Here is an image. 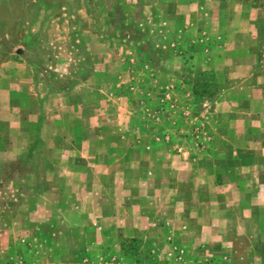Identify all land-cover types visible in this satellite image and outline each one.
Segmentation results:
<instances>
[{
    "label": "rangeland",
    "instance_id": "rangeland-1",
    "mask_svg": "<svg viewBox=\"0 0 264 264\" xmlns=\"http://www.w3.org/2000/svg\"><path fill=\"white\" fill-rule=\"evenodd\" d=\"M110 1L114 6L111 13L109 0H0V64L9 60L10 52L26 54L29 62L27 76L38 94L34 100L36 114L30 116L11 112L18 99L3 105L0 103V264H264V249L254 250L252 237L242 230L217 235V240L209 241L205 240L202 227L181 225L184 218L164 220V224L157 226V220L151 218V222H144L140 228L142 217L169 211L147 210L143 204L117 210L111 226L106 224L107 211H102L101 205L92 199L90 190H84L82 203L79 195L70 189L75 181L70 177L71 171L91 170L93 161L100 155L102 159L103 155L115 150L118 155L128 153L135 160L141 154L140 147L134 143L133 153L129 152L131 146L112 145L123 135V130L117 129L118 122H121L118 106L122 101L108 99V95L112 97L114 93L112 85L109 87L110 81L105 79L106 72L100 77L106 80L101 82L104 93L101 92L99 97L98 92H94L89 81L93 59H107L109 52H114L115 57H123L124 45L130 49V54L126 52L127 57L136 60L172 59L168 69H176L173 66L175 59L181 65L189 63L193 57L181 45L193 40L192 19L187 16L189 11L180 8L185 4L183 0L165 2L162 7L156 0H130V6L128 0ZM231 1L233 3L229 6L236 9L235 3L240 1ZM174 5L179 8L173 10ZM262 9L264 0H253L251 13L247 14L249 18H235L245 25L250 22L259 32L256 48L250 51L257 55L258 62L244 72L259 75L253 87L258 90V95H262L253 100L263 108L260 118L256 121L251 116L244 119L255 125L264 120ZM161 11L170 18L167 21L173 27L162 36L157 34L156 28L160 22L157 13ZM219 26L224 27L222 20ZM213 36L205 38L201 30L197 40L201 44L209 40L219 41ZM173 42L177 43V49L172 48ZM155 44L161 45L158 51L154 50ZM115 49L117 52L112 51ZM60 57L69 63L68 72L63 76L59 69ZM166 74L170 75L169 72ZM107 78L112 80L114 76L108 75ZM180 80L174 82L175 87L184 89L183 86L193 85L194 91L201 95H220L225 89L238 85L244 89L248 87L245 82L227 81L225 74L221 79L211 71ZM166 81H170L167 76L163 82ZM77 85L81 88L76 91ZM49 92L53 96L49 103H44L42 95ZM60 92L64 93L59 96ZM239 98L243 99L242 105L249 107L250 99L243 98V95ZM129 99L138 110L128 117L131 129L127 134L131 140L146 138L147 126L141 130L142 123L162 130L165 125L179 121L177 129H186L181 125V106L167 110L161 103L145 115L141 111L143 105L138 91L133 90ZM220 99L230 100L224 95ZM61 103L67 110L62 115L58 113ZM97 103L107 107L106 112L99 114L96 110L93 113ZM77 104L83 105L88 112L83 113L81 109L77 112ZM3 107L10 111L1 112ZM95 117L100 124L93 136L97 140L85 145L77 143V138L87 137V129L80 125L87 124V121L92 123ZM32 125L35 129L31 128ZM251 134L255 144L252 147L260 155V190L264 192V130L254 128ZM177 154L173 152L176 157ZM134 163L126 164L132 168ZM95 168L102 170L103 164ZM134 230L137 236H123ZM219 232L216 228L215 234ZM256 253L257 256L261 253L263 258H256Z\"/></svg>",
    "mask_w": 264,
    "mask_h": 264
},
{
    "label": "crops",
    "instance_id": "crops-1",
    "mask_svg": "<svg viewBox=\"0 0 264 264\" xmlns=\"http://www.w3.org/2000/svg\"><path fill=\"white\" fill-rule=\"evenodd\" d=\"M156 1L161 3L160 7L165 2H180V0ZM229 1L231 0H183L185 4L180 8L189 11L187 16L192 19L190 27L193 38L191 42H193L181 45L193 57L190 58L189 63L181 65L178 63L179 60L175 59L173 66H176V69H168L172 60L169 58L136 60L127 57L126 52L130 54V49L128 50L125 45L123 57H115L114 52H109L107 59H93L89 81L91 80L94 92H98L99 97L102 96L104 90L101 82L107 79L114 93L112 97L108 95V99L122 101L118 106L121 122H118L117 129L123 130V135L117 139L118 143L114 141L112 145L131 146L129 149L131 153H133L132 143L141 149V154L135 160L128 153L123 154L125 156L123 157L114 150L109 151L106 156L103 155L102 159L100 155L93 161V168L89 171H71L70 177L75 181L70 189L79 195V201L81 200L82 203H84L82 198L84 190L87 192L90 190L92 199L94 198L101 205L102 211H107V225H113L112 218L117 210L130 209L136 204L137 206L143 204L147 210L171 212L141 216L140 228L148 221L151 222V218L157 220L156 226L164 224V220L184 218L181 225L202 227L205 240L215 241L217 235L239 233V230H242L245 235L252 237L254 250L264 249V192L260 190L262 172L258 159L260 155L255 153L252 147V144H255L251 134L254 128L264 130V120H259L260 125L244 121L248 116L256 121L260 118L263 109L253 100L262 95H258V90H254L253 87L259 75L244 73L258 62L257 55L250 51L256 48L259 32L250 22L245 25L235 19L249 18L248 12L251 13L253 0H235V2L240 1L235 3L236 9L229 6L233 3ZM241 2L243 3L240 4ZM128 3L130 6L131 1L128 0ZM112 4L109 0L110 13L111 7H114ZM174 6L171 7L173 10L179 8ZM262 12L264 13V9ZM157 18H160L156 27L157 34L162 36V33H169L173 28L167 21L170 18L164 15L163 11L157 13ZM220 19L223 21V28L219 26ZM216 20H219L218 24ZM201 30L205 38L214 35L213 37H218L219 41L209 40L201 44L197 40ZM160 47L161 45L155 44L154 50L158 51ZM172 48L177 49V43L173 42ZM112 51L117 52L116 49ZM244 53H247L246 57ZM9 54V60L0 64V103L3 105L9 100L18 99L11 112L15 111L23 116L34 115L36 114L34 100L38 94L30 84V77L27 76L29 73L27 55L20 51ZM59 61V69L63 76L68 72L69 63L63 62L62 57ZM181 66L183 69L180 68ZM208 71L216 72L221 79L225 74L227 81L245 82V85L251 86V89L248 87L244 89L243 86L238 85L236 88L225 89L220 95L219 93L201 95L194 91L193 85L183 86L184 89L182 87L178 89L180 86L174 85L176 80L181 81L180 78H195L202 72ZM105 72L108 74L104 75ZM167 72L170 75L166 74ZM103 75L105 79L100 78ZM108 75L114 76V79L110 80L107 78ZM166 76L170 81L163 82ZM261 80L264 82V77ZM80 86L77 85L74 89L80 90ZM133 90L138 91L143 105L141 111L145 115L161 103L167 110L181 106L179 111L182 116L181 125L186 129H177L176 125L179 121L176 124L165 125L162 130L157 126L142 123L141 130L147 126L146 138L131 140L127 134L131 129L128 117L138 111L129 99ZM62 93L64 92H60L59 96ZM221 95L230 100L221 101ZM240 95L250 99L249 107L242 105L243 99L239 98ZM52 96L53 93L50 92L42 95L44 103H49ZM96 105L93 113L96 110L99 114L106 112L107 107H103L101 103ZM76 106L77 112H80V109L83 113L88 112L83 105ZM4 108L1 112L10 111L9 108ZM65 112L67 110H64V105L61 103L58 113L62 115ZM175 116L176 114L172 117ZM97 118L95 117L92 123L85 120L87 124L80 125L82 129H87V137L83 135L77 138V143L85 145L97 140V137H93L100 126L96 121ZM33 120L34 118L31 119ZM253 120L252 122H255ZM199 124L204 125L206 140L202 138V148L195 150L191 149L192 129ZM31 128L35 129V125ZM177 150L182 151L178 153ZM173 152L178 153L177 157ZM126 163H134V165L131 164L133 167L130 168ZM98 164H103L102 170L94 169ZM85 201H88V198ZM215 227L220 231L218 234H215ZM136 233L134 230V232L130 231L129 235L125 233L123 236L135 237ZM259 256L263 258L261 253L258 256L256 253V258Z\"/></svg>",
    "mask_w": 264,
    "mask_h": 264
},
{
    "label": "built area",
    "instance_id": "built-area-1",
    "mask_svg": "<svg viewBox=\"0 0 264 264\" xmlns=\"http://www.w3.org/2000/svg\"><path fill=\"white\" fill-rule=\"evenodd\" d=\"M202 138L206 140V131L203 124L196 125L192 129V146L191 149L200 150L203 146ZM182 150H177L181 153Z\"/></svg>",
    "mask_w": 264,
    "mask_h": 264
}]
</instances>
